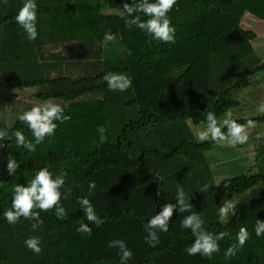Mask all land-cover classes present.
I'll use <instances>...</instances> for the list:
<instances>
[{
    "label": "trees",
    "instance_id": "obj_1",
    "mask_svg": "<svg viewBox=\"0 0 264 264\" xmlns=\"http://www.w3.org/2000/svg\"><path fill=\"white\" fill-rule=\"evenodd\" d=\"M247 12L264 21V0H0L5 86L65 102L12 125L0 110L18 162L0 176V264H264V166L217 184L206 155L264 116L203 141L190 125L216 128L264 71Z\"/></svg>",
    "mask_w": 264,
    "mask_h": 264
},
{
    "label": "rangeland",
    "instance_id": "obj_2",
    "mask_svg": "<svg viewBox=\"0 0 264 264\" xmlns=\"http://www.w3.org/2000/svg\"><path fill=\"white\" fill-rule=\"evenodd\" d=\"M107 12L122 13L119 9H108ZM242 26L252 29L257 33L253 46L257 53L264 59V21L251 13L243 17ZM249 87L235 90L234 97L239 104L227 111L217 121V127L209 129L207 123L192 124V131L198 141H203L217 133L226 123L235 118L264 116V71L256 73ZM37 88L7 89L0 76V110L5 116L8 125H12L19 116H33L49 118L63 108L64 101L57 99L42 100L36 96ZM172 90L167 89L156 98L154 109L168 112L165 100L171 95ZM66 106V105H65ZM220 127V128H218ZM234 135L238 142L228 137L219 140L211 150L206 152L215 174V181L219 184L223 179L237 175L258 173L259 165L264 166V156L258 157L257 148L264 145V120H254L235 128ZM258 158V160L256 159ZM258 161V162H257ZM18 168V162L11 149L0 146V176H6ZM248 195L237 196L238 200L227 208L221 217L222 222L229 220V214L241 206Z\"/></svg>",
    "mask_w": 264,
    "mask_h": 264
}]
</instances>
